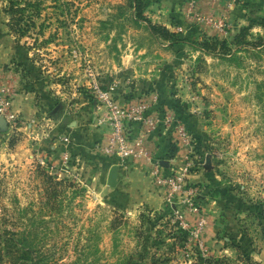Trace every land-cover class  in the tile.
Wrapping results in <instances>:
<instances>
[{"label": "rangeland", "instance_id": "374dc122", "mask_svg": "<svg viewBox=\"0 0 264 264\" xmlns=\"http://www.w3.org/2000/svg\"><path fill=\"white\" fill-rule=\"evenodd\" d=\"M185 2L146 7L175 32L165 38L135 19L130 0H43L25 34L11 28L9 1L0 0V71H13L6 83L18 115L17 123H0V245L11 236L21 251L32 247L5 262L21 254L30 264H264V0H235L225 35L185 26ZM132 53L135 64L127 67ZM136 61L146 70L161 62L174 88L168 94L179 99V120L194 139L190 182L202 195L200 213L185 209L175 219L172 207L129 206L99 192L96 200L87 192L85 153L69 148L72 161L64 163L66 144L45 121L101 114L99 88L121 101L133 97L143 89ZM21 94L31 97L32 110H15Z\"/></svg>", "mask_w": 264, "mask_h": 264}, {"label": "crops", "instance_id": "0c3cea01", "mask_svg": "<svg viewBox=\"0 0 264 264\" xmlns=\"http://www.w3.org/2000/svg\"><path fill=\"white\" fill-rule=\"evenodd\" d=\"M200 8L204 11H217L219 13H227L230 17V12L234 9L236 5L228 7L227 3L229 0H197ZM186 0L184 7L186 8ZM187 25H200L196 21L190 18H186ZM181 20L180 22H182ZM135 54L125 55L124 62L126 66H130L134 63ZM141 63L136 61L134 65V73L136 77L137 88L139 90L136 95L131 98H125V100H137L143 97L145 94H149L155 90L148 91L144 89L152 86H159L162 92H158L160 95L161 107L171 113L175 118L179 119V106L177 105L178 100H174L173 94L170 90L174 89L168 85V76L164 75L166 69L161 62L159 64H151L152 70L141 69L139 67ZM154 66H157L156 68ZM139 67V68H138ZM0 77L2 81L0 85L6 84L8 78L13 77V71L8 69L6 71H0ZM176 79V78H175ZM177 82V80L173 81ZM179 84V80H178ZM179 90V89H178ZM143 91V92H142ZM147 91V92H146ZM157 92V91H156ZM13 107L15 110H21L26 112L27 110H32L33 101L31 97L27 94H21L13 102ZM105 107V106H104ZM105 112V110H104ZM94 114L87 119L82 120H71L66 122L59 115L52 116L45 119L47 124H50L52 132L58 134V140L66 144V148L70 146L72 149L79 148L82 153H85L86 165L91 166L92 173L90 174V182L86 184L87 192L90 194L98 195L106 193L111 195L120 196L124 199L125 203L129 206L148 208L152 210L166 209L169 207L174 208V205L170 203L171 197L169 196L167 188L157 183L151 173H150V163L146 160H134L129 159L122 163H117L118 168V183L116 186H110L108 184V175L111 166L116 163L109 156H107L101 150H98L95 145L99 141H105L109 135V125L106 122L100 121L103 113ZM28 126L23 128H27ZM29 129H35V127H29ZM145 126L141 125L133 129V135L141 133L145 130ZM78 132V133H77ZM63 135H67L68 139L63 138ZM149 147L151 148L154 157L159 159H167L169 165L165 166L167 171H170L173 167H179V164L183 161L185 149L179 146L176 140V131L173 123L161 126L157 131L152 133L148 141ZM84 155V154H83ZM98 180L101 181V189H96V183ZM189 180L193 181V172L191 170ZM99 196V195H98ZM174 200L177 197H173Z\"/></svg>", "mask_w": 264, "mask_h": 264}, {"label": "built area", "instance_id": "2783aa9c", "mask_svg": "<svg viewBox=\"0 0 264 264\" xmlns=\"http://www.w3.org/2000/svg\"><path fill=\"white\" fill-rule=\"evenodd\" d=\"M216 1V0H213ZM235 0H229L227 5L232 7ZM186 15L199 24L213 29L218 34H228L231 23L227 13L217 11H204L200 8L197 0H188L186 3ZM98 99L105 106V112L100 121L109 125V135L105 141H99L95 147L104 152L116 163H122L129 159L147 160L150 163V173L153 179L164 185L171 197L170 203L174 205L173 213L175 219L183 218L184 210L188 209L200 213L202 206L199 203L200 193L198 187L192 184L189 176L194 167V160L191 158L194 146L193 136L188 127L165 111L160 106V95L153 91L145 94L137 100H120L108 89H98ZM0 116L8 121L17 123V113L12 109V92L6 84L0 86ZM173 123L176 131V140L179 146L185 148L186 159L183 165L173 167L167 171L161 159L154 157L149 147V139L152 133L161 126ZM144 125L145 130L133 135L135 127ZM63 138L68 139L67 135ZM70 147L63 152V162L72 161ZM96 200L99 196L93 195ZM173 197H177L176 200ZM179 202L182 206H179ZM200 223H206V217L201 215Z\"/></svg>", "mask_w": 264, "mask_h": 264}, {"label": "trees", "instance_id": "16d2710c", "mask_svg": "<svg viewBox=\"0 0 264 264\" xmlns=\"http://www.w3.org/2000/svg\"><path fill=\"white\" fill-rule=\"evenodd\" d=\"M9 4L7 6V10L10 13V25L11 28L19 33L25 34L31 27V25L35 24V16H39L42 12V3L43 0H8ZM150 4V0H130V5L133 8L135 19H143L147 22L149 28L152 32H160L165 38L171 37L175 35V32L171 31L165 25L161 23H156L153 21L148 15H146L145 9ZM261 25L264 28V16L261 20ZM251 26H243L240 31L233 35L234 41H239L245 34L249 33ZM178 41V38L174 39ZM263 43V39L258 42L257 45ZM223 46L227 44V40L224 39L221 43ZM202 196V195H201ZM31 246L28 247L24 252L23 250L17 246L15 242L12 241V237L10 236L8 240L5 241L4 246L0 245V264H5V256H8L9 260L12 255L17 254L18 252L24 253V257H27V253H31ZM5 252V253H4ZM19 257L17 260L9 261L8 264H30V258L23 259L20 261ZM69 264H79L78 262H72Z\"/></svg>", "mask_w": 264, "mask_h": 264}, {"label": "water", "instance_id": "95a60500", "mask_svg": "<svg viewBox=\"0 0 264 264\" xmlns=\"http://www.w3.org/2000/svg\"><path fill=\"white\" fill-rule=\"evenodd\" d=\"M4 122H5V118L3 116H0V123H4ZM161 162L165 166L169 165V161L167 159H162ZM118 168L119 165L117 163H114L110 168L108 175V184L110 186H116L118 183Z\"/></svg>", "mask_w": 264, "mask_h": 264}]
</instances>
